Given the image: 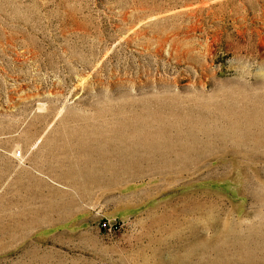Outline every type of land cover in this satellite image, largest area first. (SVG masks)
Segmentation results:
<instances>
[{
	"label": "rangeland",
	"instance_id": "1",
	"mask_svg": "<svg viewBox=\"0 0 264 264\" xmlns=\"http://www.w3.org/2000/svg\"><path fill=\"white\" fill-rule=\"evenodd\" d=\"M0 264H264V0H0Z\"/></svg>",
	"mask_w": 264,
	"mask_h": 264
}]
</instances>
